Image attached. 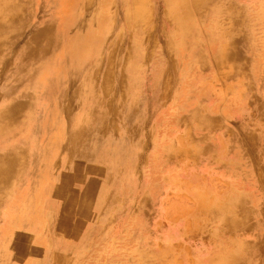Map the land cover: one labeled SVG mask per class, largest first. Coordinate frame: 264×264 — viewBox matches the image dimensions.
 <instances>
[{
	"label": "rangeland",
	"instance_id": "374dc122",
	"mask_svg": "<svg viewBox=\"0 0 264 264\" xmlns=\"http://www.w3.org/2000/svg\"><path fill=\"white\" fill-rule=\"evenodd\" d=\"M41 102L96 178L69 264H264V0H0V129Z\"/></svg>",
	"mask_w": 264,
	"mask_h": 264
},
{
	"label": "crops",
	"instance_id": "0c3cea01",
	"mask_svg": "<svg viewBox=\"0 0 264 264\" xmlns=\"http://www.w3.org/2000/svg\"><path fill=\"white\" fill-rule=\"evenodd\" d=\"M37 105L28 130L19 114L0 132V159L13 167L0 202V264H69L97 199L96 178L86 182L85 143L70 144L68 110Z\"/></svg>",
	"mask_w": 264,
	"mask_h": 264
},
{
	"label": "bare ground",
	"instance_id": "6f19581e",
	"mask_svg": "<svg viewBox=\"0 0 264 264\" xmlns=\"http://www.w3.org/2000/svg\"><path fill=\"white\" fill-rule=\"evenodd\" d=\"M182 2V1H181ZM62 3L64 4V6L65 5H67L68 4V0H62ZM62 18H63V20H64V17L62 16ZM69 23H71V24H73V20L71 19V18H66L65 20H64V27H67V25L69 24ZM0 132H3L1 129H0ZM6 132H8V131H6ZM7 136H9L8 134H7ZM7 145H8V143H7ZM35 145V144H34ZM39 145V144H38ZM41 145V144H40ZM36 146V145H35ZM42 146V145H41ZM5 147V146H4ZM35 148V147H34ZM39 148V147H38ZM3 149V148H2ZM13 150V149H12ZM21 154H22V151H21ZM20 154V156H22L23 154H24V152H23V154L21 155ZM19 160H21V159H19ZM23 160V159H22ZM22 160L20 161V163L22 162ZM12 164L11 163H9L7 160H2V159H0V202L2 201V199H3V195L5 194V192H7V191H5L4 190V187L6 188L7 186V184L8 183H6V182H9L7 179L10 177V175H9V172L12 170ZM15 172H16V169H15ZM14 172V173H15ZM17 173V172H16ZM14 176V175H13ZM12 176V177H13ZM16 177V176H15ZM12 179H14V178H12ZM10 181H12V180H10ZM13 183V182H12ZM10 185H11V183H9ZM8 188V187H7ZM7 190V189H6ZM88 191V190H87ZM89 192V191H88ZM92 194V193H91ZM19 199V198H18ZM15 201V200H14ZM17 201V200H16ZM65 201V200H64ZM9 202V201H8ZM13 204V203H12ZM80 205V204H79ZM19 206V205H18ZM10 207V206H9ZM11 207L13 208V206L11 205ZM15 208V207H14ZM13 208V209H14ZM87 208V207H86ZM10 211H12V210H10ZM15 211V210H14ZM11 212H9V214H10ZM13 215V214H12ZM14 216V215H13ZM5 219H6V217H5ZM6 226V225H5ZM5 228V227H4ZM1 229V228H0ZM4 231V230H3ZM37 256V255H36Z\"/></svg>",
	"mask_w": 264,
	"mask_h": 264
}]
</instances>
